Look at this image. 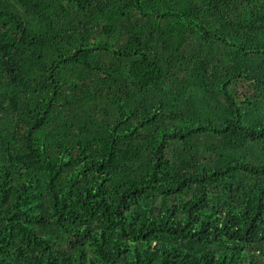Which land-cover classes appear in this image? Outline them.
Here are the masks:
<instances>
[{
  "label": "trees",
  "instance_id": "1",
  "mask_svg": "<svg viewBox=\"0 0 264 264\" xmlns=\"http://www.w3.org/2000/svg\"><path fill=\"white\" fill-rule=\"evenodd\" d=\"M0 264H264V0H0Z\"/></svg>",
  "mask_w": 264,
  "mask_h": 264
}]
</instances>
